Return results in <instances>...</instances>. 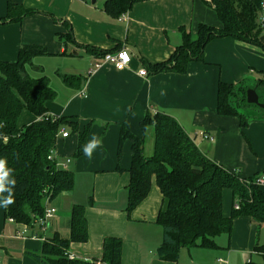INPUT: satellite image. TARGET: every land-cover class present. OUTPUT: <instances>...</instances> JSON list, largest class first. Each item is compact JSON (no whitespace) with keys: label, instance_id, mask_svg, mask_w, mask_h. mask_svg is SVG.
<instances>
[{"label":"crops","instance_id":"1","mask_svg":"<svg viewBox=\"0 0 264 264\" xmlns=\"http://www.w3.org/2000/svg\"><path fill=\"white\" fill-rule=\"evenodd\" d=\"M105 1L0 0V18L6 17L9 2L33 11L19 21L0 23V61H15L22 45L42 48L44 52L35 55L26 69L32 77L50 78L47 72L56 77L55 84L49 80L56 94L46 104L48 113L76 122L78 130L89 124L86 142L93 134L103 139L102 147L88 159L83 153L75 156L76 132L66 127L68 136H58L52 156L58 167L72 172L74 187L53 201L56 213L47 229L34 226L26 237L16 236L18 223L6 219L0 208V264H38L27 252L39 251L54 232L69 238L74 204L84 207L88 233L85 242L69 245L68 253L78 259H99L103 240L115 237L122 240L120 264H264V223L247 216L233 218L230 232L217 236L215 247L183 248L175 261L160 259L162 228L156 217L166 202L152 179L146 197L127 212L129 140L117 157L121 126L141 136L139 122L144 115L160 111L172 116L216 164L241 179L264 175V120L242 128L236 117L215 110L219 82L236 83L247 76L264 80V25H259L258 44L229 36L215 38L204 47L203 59L191 61L184 73H151L149 65L166 61L182 44V31L194 34L199 23L220 26L211 2L145 0L134 3L121 19L104 10ZM121 47L131 55L127 68L102 64L88 73L100 51ZM142 68L146 76L139 74ZM63 74L80 76V88L64 84ZM36 119L23 110L17 125ZM143 149L146 156L153 152L149 133ZM259 188L264 190V185ZM234 203L232 191L224 188L225 217L231 215Z\"/></svg>","mask_w":264,"mask_h":264},{"label":"trees","instance_id":"2","mask_svg":"<svg viewBox=\"0 0 264 264\" xmlns=\"http://www.w3.org/2000/svg\"><path fill=\"white\" fill-rule=\"evenodd\" d=\"M140 1L145 0H106L103 7L110 15L118 17ZM210 1L220 26L199 23L194 34L182 31V44L166 61L149 65L151 73H184L191 61L203 59L204 47L215 38L229 36L247 43H259L257 18L261 0ZM7 8V15L0 18V23L19 21L33 13L11 2ZM43 52L38 46L22 45L15 61H0V158L7 160L16 180L15 203L4 209V217L29 228L36 227L43 216L46 199L51 202L74 187L72 172L58 167L52 156L61 130L69 127L77 133L75 156L83 153L82 146L89 130V124L78 130L76 122L48 113L46 104L56 92L46 76L31 77L26 69L31 59ZM104 53L100 51L98 55L101 57ZM62 80L68 86L79 88L82 83L78 75L63 74ZM248 88H254L259 100L264 102L259 93V90L264 91V80L243 78L236 83L219 82L217 86L216 112L236 117L242 128L251 121L264 120L262 109L259 113H249ZM23 110L37 119L18 126ZM139 127L141 136L121 126L117 157L120 159L123 144L129 140L132 156L126 187L127 212L146 197L152 179L166 202L165 209L158 211L156 217V223L162 228V241L157 248L160 259L175 261L183 248L215 247L216 237L229 233L232 220L237 216H247L257 224L264 223V190L253 179H241L213 162L172 116L160 111L146 113ZM148 133L153 138V152L146 156L143 147ZM116 169L121 171L119 165ZM224 188L232 191L234 204H238L229 217L222 213ZM69 231L67 239L54 232L44 239L39 251H28L27 255L38 264H120L122 240L115 237L103 240L99 259L87 261L68 257L70 243L85 242L88 238L84 207L80 204L71 207ZM256 249L262 250V247Z\"/></svg>","mask_w":264,"mask_h":264},{"label":"built area","instance_id":"3","mask_svg":"<svg viewBox=\"0 0 264 264\" xmlns=\"http://www.w3.org/2000/svg\"><path fill=\"white\" fill-rule=\"evenodd\" d=\"M206 1L211 2L210 0H206ZM260 8L261 9H260V13L258 15L257 21H258V24L264 25V0H261ZM123 17H124V14L121 15V19ZM130 61H131V55H130L129 50L126 47H121L118 50L104 53L103 56H101L99 60L95 62L93 66L88 70V73L91 74L95 69L99 68L102 64H110L117 70H123L129 66ZM139 74L141 76H146L147 70L142 68L139 70ZM199 134L201 136L206 137L204 133H199ZM60 135L62 137H67L68 133L65 132L64 130H61ZM209 140L213 141V138L209 137ZM253 182L257 184L258 186L264 185V175L256 176L253 179ZM45 205L46 207H45L43 216L36 222V226L38 227V229L42 231H45L47 229L50 219L56 213V209L50 205L49 200L47 199L45 200ZM234 208H238V204H234ZM9 221L14 222L11 218L9 219ZM29 230L30 228L27 225L18 223V229L16 231V236L26 237ZM68 257L75 258L69 253H68ZM219 261H222V260L219 259Z\"/></svg>","mask_w":264,"mask_h":264},{"label":"clouds","instance_id":"4","mask_svg":"<svg viewBox=\"0 0 264 264\" xmlns=\"http://www.w3.org/2000/svg\"><path fill=\"white\" fill-rule=\"evenodd\" d=\"M2 127V125H0ZM7 138H5V143ZM103 139L99 135L93 134L91 138L82 146V151L85 157L91 159L93 153L101 148ZM13 169L8 167L7 160L0 158V208L7 209L15 203L13 188L16 180L12 177ZM7 193V195H4Z\"/></svg>","mask_w":264,"mask_h":264},{"label":"rangeland","instance_id":"5","mask_svg":"<svg viewBox=\"0 0 264 264\" xmlns=\"http://www.w3.org/2000/svg\"><path fill=\"white\" fill-rule=\"evenodd\" d=\"M48 71H50V70H48ZM29 72V71H28ZM48 73V75L50 76V78L47 76V78H48V80H50L51 81V83H53V84H55L56 83V77L54 76V74H52L51 72H47ZM32 77V76H31ZM244 78H250L251 80L253 79V80H257L256 78H253V77H251V76H247V77H244ZM243 79V78H242ZM240 81V80H239ZM248 89H250V88H248ZM247 91V90H246ZM259 93H260V95L262 96V97H264V91H262V90H259ZM249 108V113H251V114H253V113H259V111L261 110V108H259L258 106H256V105H251V107H248ZM149 135L151 136V134L149 133ZM57 197V196H56ZM55 197V198H56ZM55 198H53L52 200H51V202H50V205H53L52 203H53V201L55 200Z\"/></svg>","mask_w":264,"mask_h":264},{"label":"water","instance_id":"6","mask_svg":"<svg viewBox=\"0 0 264 264\" xmlns=\"http://www.w3.org/2000/svg\"><path fill=\"white\" fill-rule=\"evenodd\" d=\"M246 102L250 105H256L262 110H264V102H261L259 100V96L254 88L247 89Z\"/></svg>","mask_w":264,"mask_h":264}]
</instances>
